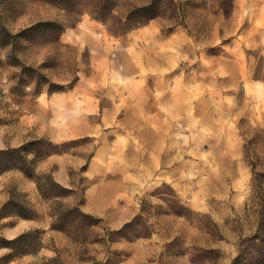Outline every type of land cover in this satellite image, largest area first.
<instances>
[{
    "label": "rangeland",
    "instance_id": "obj_1",
    "mask_svg": "<svg viewBox=\"0 0 264 264\" xmlns=\"http://www.w3.org/2000/svg\"><path fill=\"white\" fill-rule=\"evenodd\" d=\"M41 21L60 26L12 40ZM235 26L233 0H0V149L32 139L53 147L29 173L0 166V207L13 197L30 210V217L14 214L15 206L0 215V264L108 256L109 264H232L257 227L248 161L264 170V94L247 97L208 67L200 81L217 86L194 88L201 52L233 48ZM244 51L255 63L252 77L264 82V51L250 43ZM22 65L36 67L42 83L74 84L13 94L10 85L34 79ZM231 95L244 114L258 104V124L237 122V148L225 147L228 125L218 136L207 118ZM46 173L72 192L43 197L35 176ZM75 203L95 224L54 228V210ZM35 228L42 231L35 251L1 246Z\"/></svg>",
    "mask_w": 264,
    "mask_h": 264
},
{
    "label": "trees",
    "instance_id": "obj_2",
    "mask_svg": "<svg viewBox=\"0 0 264 264\" xmlns=\"http://www.w3.org/2000/svg\"><path fill=\"white\" fill-rule=\"evenodd\" d=\"M153 7V3L148 6L140 7V10H147ZM60 26L57 21H41L34 23L20 32L11 35L12 40L17 41L20 37L34 33L36 30L41 29H54ZM22 74H26L33 80L32 82H17L10 85V91L17 95H37L44 89L46 92L50 93L56 90H65L70 88L74 81L70 82L67 86H58L45 81L44 83L37 81L38 72L37 68L32 65H22ZM29 89V91H27ZM46 143L42 139H32L17 147H8L5 149H0V166L3 169L10 167H18L26 173H29L32 168L35 167V163L40 155H48L53 151V147H48V145H43ZM50 145V144H49ZM50 146H54L52 143ZM56 146V145H55ZM34 148V149H32ZM31 156V157H30ZM246 160L249 155L247 149H245ZM251 168V196L250 199H256L258 205V221L256 231L242 238L238 244L237 254L233 258L232 264H264V170H259L256 163L253 161H248ZM36 184L39 192L45 198H59L68 196L72 192L71 188L65 187L60 183L56 182L52 177L51 173L42 174L40 176H35ZM47 183V187L44 188L41 185V181ZM16 207L17 211L14 214L24 217H30V210L24 202L13 200L9 198L0 207V215L5 212L6 209ZM55 217L52 222L54 228H62L71 230L80 224H95L91 214L85 213L80 209L78 203L61 206L54 210ZM40 229H31L22 232L12 239H4V243L1 244L3 247L12 249L18 255H23L35 251L40 245ZM109 256L103 260H94L93 264H109Z\"/></svg>",
    "mask_w": 264,
    "mask_h": 264
},
{
    "label": "crops",
    "instance_id": "obj_3",
    "mask_svg": "<svg viewBox=\"0 0 264 264\" xmlns=\"http://www.w3.org/2000/svg\"><path fill=\"white\" fill-rule=\"evenodd\" d=\"M234 3V19H235V31L237 36L233 42V48L223 46V52L221 56L206 55L201 52V65L197 74L195 88L198 93L199 90L209 88L211 83L217 86V82L204 83L202 79V69L208 67L217 80L220 73L227 74L232 77V84H240L243 90V94L247 97L257 99L264 94V82L257 78L252 77V71L254 70L255 63L246 55L244 51V45L250 43L255 48H260L264 51V0H233ZM248 23L247 27H242V23ZM199 40H196L199 43ZM217 37L209 45L217 44ZM238 47V51L237 48ZM192 52L198 54L199 50L194 46ZM231 70H234L232 72ZM199 75H201L199 77ZM208 91V90H207ZM205 101L210 103L205 97ZM226 109L221 112H208L207 118L212 120L209 124L210 131L216 135L223 133V126L228 125L230 132L229 145H225L226 148H237L238 145H242L243 138L240 135V129L237 122L240 118H248L250 121L258 124V113H256V107L258 104L255 102L252 106L248 107L247 114H244L243 110H236L237 100L234 95L225 96L222 99ZM224 120H226L224 122ZM224 122V123H223ZM234 143H230V142ZM224 148V147H223Z\"/></svg>",
    "mask_w": 264,
    "mask_h": 264
}]
</instances>
